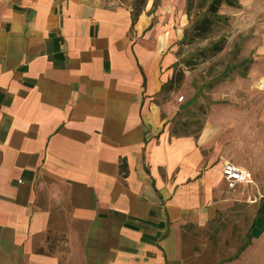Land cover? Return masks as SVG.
I'll return each instance as SVG.
<instances>
[{
	"label": "crops",
	"instance_id": "crops-1",
	"mask_svg": "<svg viewBox=\"0 0 264 264\" xmlns=\"http://www.w3.org/2000/svg\"><path fill=\"white\" fill-rule=\"evenodd\" d=\"M187 1L0 0V264H264L238 121L171 131Z\"/></svg>",
	"mask_w": 264,
	"mask_h": 264
},
{
	"label": "rangeland",
	"instance_id": "rangeland-1",
	"mask_svg": "<svg viewBox=\"0 0 264 264\" xmlns=\"http://www.w3.org/2000/svg\"><path fill=\"white\" fill-rule=\"evenodd\" d=\"M120 1L138 11L147 0ZM214 1H187L183 38L176 44L177 90L165 94L181 107L171 131L197 135L205 126L213 131L220 127L227 142L232 129L227 121H238L250 152L240 155L259 164L264 174V0L256 5L246 0L245 9L242 0H236L237 7L224 0L217 14L211 10ZM237 153L233 150L232 158H239L233 155ZM239 190L252 192L241 186Z\"/></svg>",
	"mask_w": 264,
	"mask_h": 264
},
{
	"label": "built area",
	"instance_id": "built-area-1",
	"mask_svg": "<svg viewBox=\"0 0 264 264\" xmlns=\"http://www.w3.org/2000/svg\"><path fill=\"white\" fill-rule=\"evenodd\" d=\"M183 98H180L182 101ZM223 179L228 189L234 190L239 185L252 183V175L246 170L231 163H225L223 168Z\"/></svg>",
	"mask_w": 264,
	"mask_h": 264
},
{
	"label": "trees",
	"instance_id": "trees-1",
	"mask_svg": "<svg viewBox=\"0 0 264 264\" xmlns=\"http://www.w3.org/2000/svg\"><path fill=\"white\" fill-rule=\"evenodd\" d=\"M222 2H224V0H215L212 5H211V10L212 12H214L215 14H217V11L219 9V7L221 6ZM225 3H227L228 6L230 7H237L238 6V3L236 0H225ZM221 18V17H220ZM218 46L216 45L215 48H217ZM217 51H220V49H217ZM229 70V67H227V70L226 72ZM246 74L242 73V77H245ZM175 79L172 78L167 84H165L164 88H163V91H164V94H169V93H173L177 90V86L175 84ZM199 134V133H198ZM198 134L196 136H198ZM175 136H186V135H190L188 133H185V134H174ZM193 135V134H191Z\"/></svg>",
	"mask_w": 264,
	"mask_h": 264
}]
</instances>
